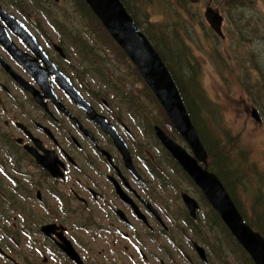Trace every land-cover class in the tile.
I'll list each match as a JSON object with an SVG mask.
<instances>
[{
    "label": "flooded vegetation",
    "instance_id": "flooded-vegetation-1",
    "mask_svg": "<svg viewBox=\"0 0 264 264\" xmlns=\"http://www.w3.org/2000/svg\"><path fill=\"white\" fill-rule=\"evenodd\" d=\"M19 1L0 0V174L9 185L8 189H0V213L14 212L13 199L17 198L30 202L31 208L50 211L49 199L53 207H59L60 214L72 216L80 209H89L107 220L86 217L84 223L70 226L53 218L40 224L37 232L44 241L34 255L18 244L7 243V236L0 230V264H76L62 248L69 243L80 255L70 233L76 227L95 242L108 238L117 256H104L103 264L122 261L120 254L128 249L127 243L141 257L142 264L150 260L175 264L170 247L178 252L180 247L173 243L171 231L178 217L170 196L177 189L172 187L171 178L159 176L158 161L151 163L146 157L148 152L135 142L127 108L136 116L131 113L132 123L138 125V103L128 106L132 102L124 103L122 92L111 95L110 101L99 94L101 90L89 94L75 75L77 70L71 67L61 41H51ZM111 133L126 144L130 162ZM183 183L187 189L179 191L181 203V196L188 195L197 209L192 218L182 203L185 211L181 220L193 237L201 239L200 215L205 221L209 214L200 209L210 213L212 208L204 203L188 177ZM160 190L167 197L161 201L156 194ZM189 190L196 194L194 198ZM73 201L81 204L73 205ZM31 225L33 228L37 223ZM137 226L147 230L145 236L153 243L152 251L136 234ZM158 236L168 242V249L159 244ZM120 242L126 246L118 252ZM188 242L193 249V241ZM155 253L162 257H155ZM38 254L42 257L35 256ZM80 258L89 264L83 255ZM209 258L206 255V264ZM183 259L193 264L189 258Z\"/></svg>",
    "mask_w": 264,
    "mask_h": 264
},
{
    "label": "rangeland",
    "instance_id": "rangeland-1",
    "mask_svg": "<svg viewBox=\"0 0 264 264\" xmlns=\"http://www.w3.org/2000/svg\"><path fill=\"white\" fill-rule=\"evenodd\" d=\"M123 1L141 28L147 30L154 41H158L161 48L164 47L163 52L170 57L176 77L185 85L184 96L193 121L198 122L200 114L201 124L221 142L222 150L214 156V162L217 157L227 160L225 164L226 166L229 164L228 172L238 178V183L231 184L232 192L246 218L250 220L257 211L264 210V199L259 200L257 204L254 199L258 194L264 195V0H245L243 6L229 11L224 5L227 0H201L197 5H189L187 8L180 6V0ZM73 2V0H59L58 3H52L50 0L19 1L20 6L42 26L40 29H44L51 41L54 39L61 41L66 55L69 56L71 67L77 70L75 75L89 94L101 90L98 91L99 94L110 101L111 95L117 96V92H122L124 103L128 100L132 102L128 106L131 104L135 106L136 102L138 103L140 112L138 125L132 123L130 115L135 114L131 108H127L131 112L128 115L130 118L128 125L132 124L135 142L142 147L143 152H148L146 157L149 161L152 160L151 163L158 161L159 176L171 178L172 187L175 185L177 189V192H171L170 196L171 205L175 206L173 208H176L178 217L171 237L173 243L180 249L179 252L174 251L171 246V258L175 259V264H187L183 257L189 258L193 264H206L196 258V253L188 244V240H194V237L186 230L181 220L182 210L185 209L179 199V191L180 193L186 191L187 185L183 183L185 181L179 182L178 179L183 180L181 173L175 172L171 166V158L160 150L153 126L161 127L173 140L185 147L184 143L170 129L161 108L146 91L145 83L140 81L131 63L121 57L111 38L109 40L103 37L99 26L96 27L92 20L85 19L77 11ZM207 6L218 10L224 17L222 25L224 39L216 37L206 23L203 13ZM147 20L150 21V25ZM49 25L53 28L50 29ZM237 29L241 30L240 34H234ZM165 44L169 50H166ZM253 108L256 109L260 123L251 117ZM210 162L208 159V163ZM140 171L144 173L143 170ZM6 172L8 173L7 170ZM7 181L0 174V189H8ZM228 182L231 183L230 178ZM166 191L167 189L164 190ZM156 194L160 201L165 197L162 190L156 191ZM189 194L193 198L196 195L190 190ZM47 201L51 208L50 211H46L48 214L37 207L31 208L30 202L26 204V201L23 202L20 198L13 199L14 212L0 213V230L7 236L5 239L7 243L18 244L21 249H27L34 255L44 241L37 232V226L40 224L53 218L60 223L65 221L70 226L71 223L75 225L84 223L86 217L100 222L107 220L89 209L85 211L80 209L72 216L60 214L57 210L59 207H53V200ZM72 204L78 206L81 203L73 201ZM203 211L209 214L201 207L200 212ZM200 220L214 226L210 228L214 233L206 226L202 227L200 235L204 242L201 241L199 244L196 241L199 247L205 249L207 255L208 252L212 254L208 256L212 260L209 258L207 264H247L243 257L235 253L236 249L227 235L228 232L213 223L214 218L210 214L205 221L203 215H200ZM33 222L37 225L32 228ZM146 231L137 226L136 234L152 251L153 243L145 236ZM70 233H73L78 253L89 260V264H103L104 256L109 258L117 256L113 247L112 252L108 238L95 242L77 227L74 231L70 229ZM9 237L13 241H10ZM157 240L166 249L169 248L163 237L158 236ZM120 244L116 246L118 252L124 250L126 246L124 242ZM127 247L126 252L120 254L123 260H117L115 263L142 264L137 252L128 243ZM133 252L135 256L132 258ZM184 254L186 256H182ZM35 256L42 257V254ZM154 256L162 257L158 253ZM146 264L157 263L150 260Z\"/></svg>",
    "mask_w": 264,
    "mask_h": 264
},
{
    "label": "water",
    "instance_id": "water-1",
    "mask_svg": "<svg viewBox=\"0 0 264 264\" xmlns=\"http://www.w3.org/2000/svg\"><path fill=\"white\" fill-rule=\"evenodd\" d=\"M83 1L108 35L128 57L142 80L153 93L175 132L180 135L190 150V153L172 141L158 127H154V133L158 141L199 188L206 201L216 211L231 235L248 254L253 263L264 264V238L243 221L221 181L208 170L205 149L191 124L176 85L158 53L136 26L120 0ZM199 1L189 0L191 4H197ZM203 15L214 34L222 37L223 16L209 6L205 8ZM251 117L256 122H260L255 109L251 111ZM111 136L125 159L130 162L124 144L115 133H111ZM181 200L190 216L194 218L197 209L196 202L188 195H182ZM42 230H45V228L43 227ZM194 245L197 250L202 251L196 244ZM62 248L70 259L81 264L78 255L68 243L63 245Z\"/></svg>",
    "mask_w": 264,
    "mask_h": 264
},
{
    "label": "trees",
    "instance_id": "trees-1",
    "mask_svg": "<svg viewBox=\"0 0 264 264\" xmlns=\"http://www.w3.org/2000/svg\"><path fill=\"white\" fill-rule=\"evenodd\" d=\"M75 6H76V9L77 11L85 18V19H89V20H92V23L96 26V27H100L98 29H100V31L102 32L103 34V37L109 39L110 37L107 35V33L105 32V30L103 29V27L100 25L99 21L96 19V17L92 14V12L88 9V7L85 5V3L82 1V0H73ZM126 10L128 11V13L131 15V17L133 18L135 24L142 30V32L146 35V37L150 40V42L152 43L154 49L158 52V54L160 55L161 59L163 60V62L165 63V65L167 66L170 74H171V77L175 83V85L177 86V89L179 90V93L185 103V106L188 108V105H187V101L185 99V96L184 94L186 93L185 92V85H183L181 82H179V79L176 77L175 75V70L171 64V59L170 57L167 55L166 52H163L162 48L164 47H160L159 46V42L158 41H154V39L150 36V33L148 34L145 30H143L140 26V24L137 22V20L135 19V17L133 16V14L131 13L130 9L125 5L124 1L123 0H120ZM245 3V0H227V3H225L224 5L226 6L227 10L229 11L230 9L232 8H235V7H238V6H243L242 4ZM180 6H182L183 8H187L189 7V3L187 0H180ZM144 15L146 16V13H145V10H144ZM147 23L150 25V21L147 20ZM163 29V28H161ZM237 33H241V30L237 29L236 32H234V34H237ZM110 40V39H109ZM174 41H177L176 39H173ZM182 43V42H181ZM183 45V43H182ZM116 48L117 50L120 52L121 54V57L127 61L128 59L126 58V56L124 55V53L120 50V48L116 45ZM165 48L166 50H169L170 48H168L165 44ZM172 51H175L173 48H171ZM137 74V72H136ZM139 76V75H138ZM140 78V77H139ZM140 81L142 82L141 78H140ZM145 88H146V91L151 95V97L154 99V96L152 95V93L149 91V89L147 88V86L145 85ZM197 100H199L197 98ZM200 101V100H199ZM189 111V110H188ZM189 116L191 118V121L193 123V125L195 126L197 132H198V135L201 139V142L206 150V152L208 153V159L211 160V162L209 163L208 167L210 169V171H212L214 174L217 175V177L219 178V180L223 183V185L225 186V189L227 190V192L229 193L231 199L233 200L234 204L236 205L237 209L239 210V212L241 213V215L243 216L245 222L250 226L252 227L254 230L258 231L261 235L264 236V210H261V211H257L256 214L253 216L252 215V218L249 220L246 218L245 214H244V211L241 210V206L238 204L237 200H236V197L234 196L233 192H232V186L231 184H234L235 182L238 183V178H235L231 175L230 171L228 172L229 170V164H225V161H227L226 159H222V158H215V162H214V156L216 154H218L219 152H221L222 148H221V142L217 139H215L211 134L210 132L204 127V125L201 124L200 122V114L198 116V119L197 121L198 122H195L193 121V118L189 112ZM175 134V133H174ZM171 137V135H170ZM216 140L215 142H213L212 140ZM160 150H163L162 148ZM164 151V150H163ZM164 153L170 157L168 155V153L166 151H164ZM213 158V159H212ZM171 166L174 167L175 169V172L176 171H179L181 173V176L183 177V180H187V177L186 175L182 172V170L177 166V164L171 159ZM177 169V170H176ZM230 176V177H229ZM229 178L231 179V183L228 182L229 181ZM228 179V180H227ZM183 180H179L180 181H183ZM241 181V180H240ZM239 181V182H240ZM201 198L202 195L200 194ZM255 199V202L257 204V202L261 199H264V195L263 194H258V196H255L254 197ZM205 203V202H204ZM213 218H214V223L215 221L219 223V225L221 226L222 229L226 230V228L224 227V225L221 223V221L218 219L217 215H215L213 213V211H210L209 213ZM207 224V229L210 230V224L209 223H206ZM201 228L202 226H199L198 227V231L201 232ZM227 231V230H226ZM228 232V231H227ZM229 236V239L230 241L232 242L233 246L235 247L236 251L234 249H231V251H235V253L237 252L241 257H243L246 261L247 264H252L250 259L248 258V256L246 255V253H244V251L238 246V244L234 241V239L229 235V233L227 234Z\"/></svg>",
    "mask_w": 264,
    "mask_h": 264
}]
</instances>
